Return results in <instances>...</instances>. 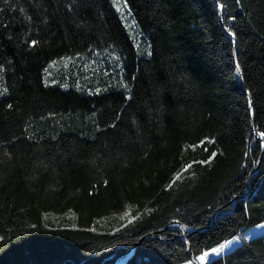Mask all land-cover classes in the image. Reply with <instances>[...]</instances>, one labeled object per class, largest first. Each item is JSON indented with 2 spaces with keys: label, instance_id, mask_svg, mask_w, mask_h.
I'll list each match as a JSON object with an SVG mask.
<instances>
[{
  "label": "trees",
  "instance_id": "obj_1",
  "mask_svg": "<svg viewBox=\"0 0 264 264\" xmlns=\"http://www.w3.org/2000/svg\"><path fill=\"white\" fill-rule=\"evenodd\" d=\"M126 2L125 20L111 0H87L91 8L81 14L69 10L71 0H12L17 10L0 14V84L9 89L0 97V264H113L130 250L124 264H184L264 221V150L256 137L264 131V0H219L222 12L217 0ZM230 16L235 47L223 30ZM133 19L136 26L126 27ZM32 39L38 44L30 47ZM147 44L152 57L142 51ZM108 52L121 57L115 67ZM65 56L73 57L66 74ZM94 60L114 68L116 79L91 71ZM237 60L243 79L232 78ZM52 61L58 83L45 87ZM66 75L67 89L60 87ZM121 76L130 92L116 87ZM96 87L108 91L87 94ZM204 136L218 139L222 155L165 191L182 163L211 153L207 144L208 152L184 151ZM215 264H264V233Z\"/></svg>",
  "mask_w": 264,
  "mask_h": 264
},
{
  "label": "snow or ice",
  "instance_id": "obj_2",
  "mask_svg": "<svg viewBox=\"0 0 264 264\" xmlns=\"http://www.w3.org/2000/svg\"><path fill=\"white\" fill-rule=\"evenodd\" d=\"M2 3L4 5V7H0V14H3L7 11H12L15 12L17 10L16 7H13L12 4V0H2ZM111 4L112 6L115 8L116 12L120 14V18L121 20H125L126 19V11H130L128 8V4L126 2V0H111ZM217 5L218 8L221 10V12L224 10L225 5L223 3H220L219 0H217ZM75 6L79 12L78 14L83 13L85 10H88L91 8V5H89L87 3V0H71V4L69 5V10L72 9V7ZM20 12H24L25 9L24 8H19ZM28 20H32L31 16L27 17ZM81 19L82 20H86V17L84 15H81ZM221 19L223 20V17H221ZM236 17L235 16H230L228 18V21L224 22L223 24V30L227 33V35L231 38V44L235 47L238 43V38H237V32L235 30H233V28L231 27L230 21H235ZM75 23V22H73ZM2 26L4 28H8V24L7 23H3ZM78 28L80 27L79 24L76 25ZM126 27H135L136 26V21L135 19H133L132 21V25H125ZM10 40L12 39V37H8ZM38 44V40L36 39H32L31 43H30V47L32 46H36ZM137 49H139V44L136 45ZM153 45L152 44H147L146 45V55L148 57H152L153 56ZM142 56L144 55V53H140ZM232 57H236L237 56V51H233L231 53ZM73 59V57L71 56H65L63 58H61V62L64 64V67L67 68L69 66V61H71ZM116 62L119 63L121 57L117 56L115 57ZM57 63L56 61H52L51 64H49L48 67L43 69V72L45 74V79L43 80L44 86L48 87L49 83L51 82L52 84H56L58 83V80L51 78L50 74H49V69L55 64ZM89 65L88 64H84V68H88ZM4 73H5V67L4 65L0 64V81L4 80ZM240 73H241V63L239 62V60L236 61L235 63V76L232 77L237 78L240 77ZM105 75H108L107 72H105ZM68 76L66 75L64 77V82L60 83V87L67 89L70 85L67 82L68 81ZM241 79H243V77H240ZM85 79H87V77H85ZM133 79H136V77H133ZM181 79L187 82V85L190 86L191 85V81L190 79L184 75L183 73L181 74ZM120 86L123 87V89L125 91L130 92L131 90L129 89V85L127 83L124 82L123 77L121 76L120 80L118 81L116 87L119 88ZM75 87L78 91H84L85 89L83 88V86L81 85L79 79L76 80L75 82ZM102 91H108L107 88L105 89H101L100 87H96L94 90H88L87 94L88 95H98L100 94ZM9 89L5 86H3L2 84H0V97H4L6 94H8ZM131 95H129L127 97V99H131ZM13 107V105L11 103L7 104V108L11 109ZM247 110L252 111L254 114V108H253V100L251 99V96L249 95V97L247 98ZM49 115H54L53 113H49ZM97 115V113L95 111L92 112V117L95 118ZM41 119H44L43 116H41ZM120 117L117 116V120H119ZM107 127H110L112 129H115L117 127L116 123H112L111 125H108ZM95 131L100 133L103 130L101 129V127L99 126L98 123H95ZM256 135L258 137L261 138V141H264V131H256ZM33 137L31 135H29L28 139L31 140ZM52 140H56L57 137L55 135H53L51 137ZM93 140L96 139V137H92ZM258 143H260V141H258ZM205 144L207 145H212L213 146V150L211 151V153L205 158V159H201V160H192L189 161L188 163H182L181 167L176 170L171 178L169 183L165 186V191H170L173 188V185L176 184V182L178 180L181 179V177L184 175V173H187L189 171V169L193 168L194 165H201V166H207V165H211L212 162L216 159V157L218 155H222V153L218 152L215 148V146L218 144V139H214L211 138L210 136H204L203 138L199 139L198 142H193V143H189V144H185L184 145V151H187L189 149H192L193 151H195L197 148H203V150L205 152H208V148L204 147ZM244 156L247 157L248 153L245 152ZM254 163H259V161H253ZM245 165H241V168H244ZM105 184L108 183L107 180L104 181ZM223 207V206H222ZM147 211L151 212L153 211V209H148ZM177 213L180 211L179 209L176 210ZM49 215H51L50 213H45L44 215V220L45 222H47ZM123 219H126L129 221V223L132 222V220L134 219V217H130L128 212L124 213V216L122 217ZM175 223L179 224L180 221H175ZM44 227L47 228L48 224L45 223ZM181 227H185V225H181ZM257 228L260 229H264V224H257L256 225ZM32 230H37L36 225H31ZM90 231H94V229H91ZM27 234V233H25ZM151 235V233L145 232V236ZM160 239H165V237L161 236ZM253 239V237L251 235H247V236H240V235H232L231 238H226L223 240V242H217L215 244V246H210L208 247L206 250L202 251L199 255H197L195 257V259L199 262H201V264H215L216 259L217 258H221L222 254L226 253V250H231V248L236 245V244H240L246 241H249ZM5 237L0 235V241H4ZM185 244L188 243L187 240L184 241ZM3 251V248H0V252ZM161 251H165L164 249H161ZM186 264H192L191 260H187Z\"/></svg>",
  "mask_w": 264,
  "mask_h": 264
},
{
  "label": "rangeland",
  "instance_id": "obj_3",
  "mask_svg": "<svg viewBox=\"0 0 264 264\" xmlns=\"http://www.w3.org/2000/svg\"><path fill=\"white\" fill-rule=\"evenodd\" d=\"M137 44H139V40H138V39L135 41V46H136ZM139 47H140V45H139ZM136 49H137V47H136ZM137 50L139 51L140 48L137 49ZM142 51L144 52L145 49H142ZM106 54H107V55H105V56H106L105 58L108 60V63L110 64V66L115 67V65L117 64L116 59H115L116 55H114L113 53H110V52H108V53H106ZM94 62H95V63H94ZM94 62H93V66H92V68H91V71H93L94 73H98V72L101 71V69H103L105 72L110 73V75H111L110 78H114V79H116L117 71H116L114 68L111 67V69L106 70V69L104 68L103 60H99V61H95V60H94ZM69 67H70V64H69V66H68L67 68H65V67L63 66L62 73L66 74V73L69 71V70H68ZM55 220H56V218H55ZM55 222H56V221H55ZM258 224H264V221H261V222H259ZM256 225H257V224H256ZM256 225L251 226V227H249V228L246 229V230H243V231L240 232L238 235H240V236L251 235L252 237H256V236H258V235H260V234H263V233H264V229L257 228ZM240 244H241V243H240ZM240 244H236V245H234L233 247L238 246V245H240ZM233 247H232V248H233ZM191 261H192V260H191ZM117 262L121 263L122 260H121V261H117ZM198 262H199V261H198ZM199 263H201V262H199ZM184 264H186V263H184ZM192 264H194L193 261H192Z\"/></svg>",
  "mask_w": 264,
  "mask_h": 264
},
{
  "label": "water",
  "instance_id": "obj_4",
  "mask_svg": "<svg viewBox=\"0 0 264 264\" xmlns=\"http://www.w3.org/2000/svg\"><path fill=\"white\" fill-rule=\"evenodd\" d=\"M256 137H257L258 139H260V137H258L257 135H256ZM263 150H264V141H263ZM235 198H239V196H236ZM171 223H175V220L171 221ZM183 229L186 230V231H190V232L193 230L192 228H189V227H187V226L183 227ZM131 254H132V250H130V251L126 254V257H124V259H123V261H122L121 263H119V262H114L113 264H124L125 261L130 257Z\"/></svg>",
  "mask_w": 264,
  "mask_h": 264
},
{
  "label": "bare ground",
  "instance_id": "obj_5",
  "mask_svg": "<svg viewBox=\"0 0 264 264\" xmlns=\"http://www.w3.org/2000/svg\"><path fill=\"white\" fill-rule=\"evenodd\" d=\"M175 221H177V220H175ZM172 225H181L180 223L179 224H177V223H171Z\"/></svg>",
  "mask_w": 264,
  "mask_h": 264
}]
</instances>
